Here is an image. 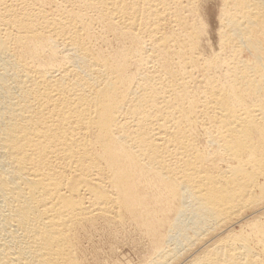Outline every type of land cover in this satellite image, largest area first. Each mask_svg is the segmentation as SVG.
Instances as JSON below:
<instances>
[{
	"label": "bare ground",
	"instance_id": "obj_1",
	"mask_svg": "<svg viewBox=\"0 0 264 264\" xmlns=\"http://www.w3.org/2000/svg\"><path fill=\"white\" fill-rule=\"evenodd\" d=\"M218 1L213 51L208 0H0V264H264V0Z\"/></svg>",
	"mask_w": 264,
	"mask_h": 264
},
{
	"label": "rangeland",
	"instance_id": "obj_2",
	"mask_svg": "<svg viewBox=\"0 0 264 264\" xmlns=\"http://www.w3.org/2000/svg\"><path fill=\"white\" fill-rule=\"evenodd\" d=\"M210 1L211 0H208V2L206 3L207 6L204 7L205 9L203 7L201 8V13L203 14L202 18L205 22L204 23L205 27L207 25L206 35H205L206 36V39H205L206 43L209 44L210 47L212 48V50L214 51L215 49L218 48L217 42H216L217 37L215 34L217 33L218 24H219L218 23V21H219L218 20L219 6H217L218 5L217 2H219V1L218 0H216V1L212 0L211 2ZM174 214H175V212L172 210L169 214V217H172ZM132 228H134V227L131 226L130 228L124 229L125 232L123 231V229L122 230L120 229L121 231L119 229H118L119 231L116 229L114 231L111 230L112 232L110 234L112 236L107 235L108 234L107 231H104V230H102V232L99 231L100 233L96 232L95 234H93L94 235V236H92L93 238L91 237L92 239L88 238L90 240V242L88 241V239H86L88 242L86 240H84V246H88V247H86V251L88 250L87 251L88 253L93 254L89 250L92 251V249L94 248L93 251H95V249H96V251H98V253H97L98 259H100L99 264H104L103 262H106L105 264H110V263L114 264L115 261H116L115 264H140L142 260H147L148 258H150L149 256L152 255V251L154 252V249H153L154 244L152 242H150L145 235L141 234L142 232H140L139 230H137L135 228L134 229H132ZM167 230L168 229H166V227H164V229L162 230V234L163 233L165 234L167 232ZM116 231H117V233H116ZM138 232H140V233H138ZM151 246H153L152 249H151ZM87 252H86V254H88ZM145 257H147V258H145ZM97 263L98 262L96 260V264Z\"/></svg>",
	"mask_w": 264,
	"mask_h": 264
}]
</instances>
